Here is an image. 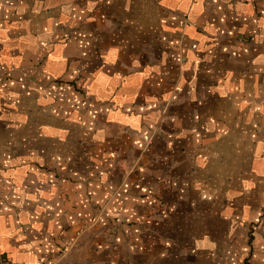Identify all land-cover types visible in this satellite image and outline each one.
<instances>
[{
    "label": "crops",
    "instance_id": "0c3cea01",
    "mask_svg": "<svg viewBox=\"0 0 264 264\" xmlns=\"http://www.w3.org/2000/svg\"><path fill=\"white\" fill-rule=\"evenodd\" d=\"M0 257L264 264V0H0Z\"/></svg>",
    "mask_w": 264,
    "mask_h": 264
},
{
    "label": "built area",
    "instance_id": "2783aa9c",
    "mask_svg": "<svg viewBox=\"0 0 264 264\" xmlns=\"http://www.w3.org/2000/svg\"><path fill=\"white\" fill-rule=\"evenodd\" d=\"M0 264H14L12 261L0 257Z\"/></svg>",
    "mask_w": 264,
    "mask_h": 264
},
{
    "label": "rangeland",
    "instance_id": "374dc122",
    "mask_svg": "<svg viewBox=\"0 0 264 264\" xmlns=\"http://www.w3.org/2000/svg\"><path fill=\"white\" fill-rule=\"evenodd\" d=\"M112 197H109V199L106 201L105 205L106 206H109V204H112L113 202V199H111ZM106 213H109V212H106Z\"/></svg>",
    "mask_w": 264,
    "mask_h": 264
}]
</instances>
